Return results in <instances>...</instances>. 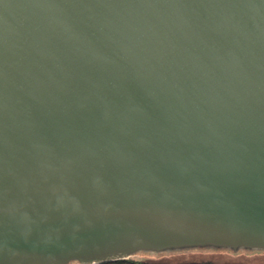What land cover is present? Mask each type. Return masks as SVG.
<instances>
[{
    "label": "water",
    "instance_id": "1",
    "mask_svg": "<svg viewBox=\"0 0 264 264\" xmlns=\"http://www.w3.org/2000/svg\"><path fill=\"white\" fill-rule=\"evenodd\" d=\"M194 245L264 248V0H0V264Z\"/></svg>",
    "mask_w": 264,
    "mask_h": 264
},
{
    "label": "rangeland",
    "instance_id": "2",
    "mask_svg": "<svg viewBox=\"0 0 264 264\" xmlns=\"http://www.w3.org/2000/svg\"><path fill=\"white\" fill-rule=\"evenodd\" d=\"M232 249L226 246L194 245L172 248L171 250H143L135 252L132 256L150 261L179 262L202 260L216 263L264 264V248L240 246L237 250Z\"/></svg>",
    "mask_w": 264,
    "mask_h": 264
},
{
    "label": "trees",
    "instance_id": "3",
    "mask_svg": "<svg viewBox=\"0 0 264 264\" xmlns=\"http://www.w3.org/2000/svg\"><path fill=\"white\" fill-rule=\"evenodd\" d=\"M68 264H79V262L77 260H71ZM101 264H246V263H238V262L216 263L213 261H202V260H189V261H179V262L150 261V260L135 258L131 255L129 258L118 259Z\"/></svg>",
    "mask_w": 264,
    "mask_h": 264
}]
</instances>
